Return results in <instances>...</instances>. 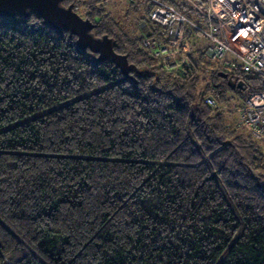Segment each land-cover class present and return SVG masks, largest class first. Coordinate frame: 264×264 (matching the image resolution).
I'll use <instances>...</instances> for the list:
<instances>
[{
  "label": "trees",
  "instance_id": "1",
  "mask_svg": "<svg viewBox=\"0 0 264 264\" xmlns=\"http://www.w3.org/2000/svg\"><path fill=\"white\" fill-rule=\"evenodd\" d=\"M106 1L63 4L141 73L36 11L0 15V264H264V148L205 101L243 100L264 77L211 60L187 27L184 74L166 71ZM128 3L168 41L154 2Z\"/></svg>",
  "mask_w": 264,
  "mask_h": 264
},
{
  "label": "built area",
  "instance_id": "2",
  "mask_svg": "<svg viewBox=\"0 0 264 264\" xmlns=\"http://www.w3.org/2000/svg\"><path fill=\"white\" fill-rule=\"evenodd\" d=\"M151 1L154 6L149 16L164 27L169 41H160L146 33L142 44L161 58L163 65L172 60L174 69L184 74L183 67L188 65L185 55L192 50L185 30L190 25L209 38L206 54L211 60H223L230 67L239 66L264 77V0H203L205 4L188 0L206 18L207 28L190 19L173 3ZM74 9L77 11L79 6ZM228 53L234 60L225 58ZM205 101L212 108L220 107L211 95L206 96ZM239 111L252 135L264 142V91L247 96Z\"/></svg>",
  "mask_w": 264,
  "mask_h": 264
},
{
  "label": "water",
  "instance_id": "3",
  "mask_svg": "<svg viewBox=\"0 0 264 264\" xmlns=\"http://www.w3.org/2000/svg\"><path fill=\"white\" fill-rule=\"evenodd\" d=\"M64 0H0V15L15 17L36 11L50 26L62 31L68 30L77 36V44L81 48H89L97 53V60L109 59L114 62L125 76L141 73L134 63H130L126 54L114 48V41L108 35L96 37L92 32L95 24L82 17L72 4L64 5ZM227 76V73L221 74ZM132 76V75H131ZM234 87V86H233ZM238 87H240L238 85Z\"/></svg>",
  "mask_w": 264,
  "mask_h": 264
},
{
  "label": "rangeland",
  "instance_id": "4",
  "mask_svg": "<svg viewBox=\"0 0 264 264\" xmlns=\"http://www.w3.org/2000/svg\"><path fill=\"white\" fill-rule=\"evenodd\" d=\"M120 1V3H118ZM137 1V0H134ZM139 4H136L138 6ZM79 6V9L77 10L78 12L81 10V5H76ZM106 8L107 11L110 12V16L114 18V20L118 23L119 27L121 30L127 34L130 37H137V36H142V42L146 38L145 30L146 27L144 26V23L139 22L141 16L144 17L146 13L143 11V6L141 5L140 7L135 8L134 6H131L128 3V0H107L106 1ZM206 8V7H205ZM80 13V12H79ZM192 19L196 21L198 24H200L203 27H208L206 19L201 17L198 13L192 14ZM187 32H188V38L191 43H201L204 45L207 44L208 39L205 35L197 32L192 26L188 25L187 26ZM169 41V39H168ZM151 55L155 56L152 52V50L149 47H145ZM157 57V56H155ZM185 57H188V53L186 52ZM158 58V62L164 66V69L166 71H176L173 66H175V63L172 60H169L167 62V65H163L162 59ZM226 59H231L234 60V57L228 53L225 56ZM187 62L189 63V59H187ZM221 64H223V61H221ZM225 64V63H224ZM178 73V72H177ZM216 99V98H215ZM219 102V101H218ZM245 99H237L236 97L233 98L232 101L230 102H224L220 103V108H223V111L226 115V122L228 123L229 127L232 128H237L238 131L242 135H252L251 130L249 129L248 123L244 122L239 108L244 105ZM222 104V105H221ZM215 109V108H213ZM254 140H252L256 145L262 146L264 148V142L263 140L255 137L252 135ZM251 139V138H250ZM249 139V141H251Z\"/></svg>",
  "mask_w": 264,
  "mask_h": 264
},
{
  "label": "crops",
  "instance_id": "5",
  "mask_svg": "<svg viewBox=\"0 0 264 264\" xmlns=\"http://www.w3.org/2000/svg\"><path fill=\"white\" fill-rule=\"evenodd\" d=\"M141 23H144V22H141Z\"/></svg>",
  "mask_w": 264,
  "mask_h": 264
}]
</instances>
